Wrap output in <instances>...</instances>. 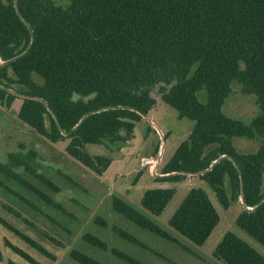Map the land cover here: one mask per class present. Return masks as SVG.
Instances as JSON below:
<instances>
[{
    "label": "trees",
    "instance_id": "trees-1",
    "mask_svg": "<svg viewBox=\"0 0 264 264\" xmlns=\"http://www.w3.org/2000/svg\"><path fill=\"white\" fill-rule=\"evenodd\" d=\"M234 83L257 97L260 112L250 121L224 111ZM155 88L179 118L194 121L155 181L181 182L197 173L224 208L243 197L236 225L264 246V0H0V104L8 108L21 97L20 120L52 142L68 141L66 152L94 173L102 175L115 150L134 138L143 116L156 105ZM256 139L260 142L254 150L238 145ZM91 144L109 150L93 152ZM36 156L34 149L10 152L7 161H0V174L54 203L16 170L24 167L58 191L33 166ZM0 183L5 184L2 179ZM175 192V186L147 188L141 204L159 215ZM113 207L180 244L120 196H113ZM219 221L208 191L195 185L169 224L202 245ZM0 223L54 258L41 242L1 215ZM113 228L146 246L120 226ZM84 239L109 249L97 235L85 233ZM4 245L32 264H42L8 238ZM111 250L131 264H147L118 248ZM70 255L80 264H105L77 248ZM213 255L224 264H264V255L233 230L224 234ZM0 261L20 264L6 259L1 248Z\"/></svg>",
    "mask_w": 264,
    "mask_h": 264
},
{
    "label": "rangeland",
    "instance_id": "rangeland-1",
    "mask_svg": "<svg viewBox=\"0 0 264 264\" xmlns=\"http://www.w3.org/2000/svg\"><path fill=\"white\" fill-rule=\"evenodd\" d=\"M66 2L67 0H58ZM42 81L40 77H36ZM227 99L224 111L230 115L250 121L260 112L256 95L245 94L238 83ZM157 102L141 124L135 136L116 149V157L102 175H98L66 152L68 141L52 142L38 134L18 117L22 98H17L6 108L0 104V161L5 162L13 151L37 152L33 166L48 176L58 187L56 191L24 167L16 170L35 187L49 194L54 203L42 199L33 189L17 180H8L0 174L5 184L0 183V215L22 231L41 242L53 255L48 257L31 246L10 229L0 223V248L5 258L20 264H32L4 245L8 238L33 255L42 264H80L70 251L80 249L105 264H131L112 252L118 248L147 264H224L214 257L213 251L228 230L264 255V246L236 225V218L243 208L242 199L224 208L217 200L211 187L195 175L181 182H156L155 177L163 174V166L174 155L179 144L187 138L194 121L179 118L178 111L161 99L159 91H152ZM242 139L236 138V141ZM259 140H242L238 145L243 150H254ZM93 152L109 150L104 145L91 144ZM202 185L209 193L219 214L220 221L202 245H197L175 231L169 220L180 205L188 190ZM175 186L176 192L163 212L154 215L141 204L147 188ZM130 202L156 223L174 235L179 243L172 242L138 225L113 207V196ZM1 202L20 211L28 221L10 212ZM103 220L106 221L103 222ZM118 225L139 238L146 246L136 244L114 230ZM91 233L105 240L109 249H103L84 239ZM49 236L55 237L52 240ZM0 264H5L0 261Z\"/></svg>",
    "mask_w": 264,
    "mask_h": 264
},
{
    "label": "water",
    "instance_id": "water-1",
    "mask_svg": "<svg viewBox=\"0 0 264 264\" xmlns=\"http://www.w3.org/2000/svg\"><path fill=\"white\" fill-rule=\"evenodd\" d=\"M217 161V160H216ZM197 173H189V175H196ZM242 202H243V197H242ZM245 205V203H244Z\"/></svg>",
    "mask_w": 264,
    "mask_h": 264
}]
</instances>
